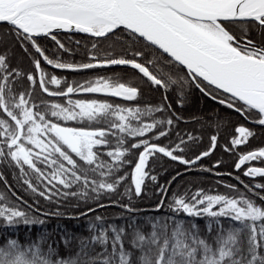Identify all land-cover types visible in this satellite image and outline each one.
<instances>
[{
	"label": "snow or ice",
	"instance_id": "obj_1",
	"mask_svg": "<svg viewBox=\"0 0 264 264\" xmlns=\"http://www.w3.org/2000/svg\"><path fill=\"white\" fill-rule=\"evenodd\" d=\"M0 24L8 28L6 34H0V43L5 35L11 36L25 51L24 42H29L38 54L33 57L37 78L11 67L8 52H0V165L19 169L17 179H22L32 194L49 202L55 197L59 203L71 196L88 203L98 202L104 194L121 195L118 189L128 177L117 174L129 163L125 157L131 149H141L131 174L134 195L140 197L145 179L157 180L146 171L150 157L160 153L192 165L211 154L217 136L211 137L209 150L187 160L175 154L183 151V139L172 149L151 142L168 134L164 126L173 125V117L180 119L175 112L166 119L143 120L171 111L170 104L141 108L72 99L73 95L91 93L136 101L141 92L134 83L113 77L69 83L49 75L42 63L72 72L128 66L141 74L140 79L146 78L165 92L174 89L182 99L185 91L194 87L251 124L264 126V43L249 36L252 28L264 34V0H0ZM229 25H240L242 32L237 35ZM55 30L96 38L89 62H63L58 56L46 55L37 37L50 36L60 49L70 51L53 34ZM101 38L117 44L121 53L114 55L111 49L98 48ZM25 79L30 87L21 91ZM49 84L57 90H51ZM36 88L48 97L67 99L64 103L50 102L34 95ZM164 99H168L166 95ZM68 122L85 126H70ZM150 132L153 136L135 140ZM235 132L225 151H235L256 135L243 125ZM127 138L134 142L124 147ZM237 155L236 171L248 164L245 177H264V167L250 164L264 161V148ZM214 167L218 168L219 162ZM236 179L239 181L238 176ZM0 180L8 185L3 172ZM225 186L238 191L235 185ZM244 187L260 196L254 189H264V184ZM160 190L167 195L165 186ZM132 192V188H125L123 193L128 195V203L112 201L124 209L117 216L124 224L106 223L105 217L96 215L89 221L90 238L81 239L75 256L68 258L59 255V242H54L55 246L48 242L46 231L23 243L9 238L8 231L20 224L44 225L46 221L32 214V205L22 208L21 203L27 201L15 192V200L0 192V229H5L0 234V264H264V206L243 192L238 196L203 189L173 193L157 204V214L143 221L133 215L141 209L132 204ZM260 200L264 201V196ZM97 206L105 207L102 203ZM165 208L167 212L162 211ZM95 210L89 207L80 215ZM42 215L60 217L64 213L57 210ZM198 221H204L203 227ZM145 225H150V230L146 231ZM64 243L67 246L68 240Z\"/></svg>",
	"mask_w": 264,
	"mask_h": 264
},
{
	"label": "trees",
	"instance_id": "obj_2",
	"mask_svg": "<svg viewBox=\"0 0 264 264\" xmlns=\"http://www.w3.org/2000/svg\"><path fill=\"white\" fill-rule=\"evenodd\" d=\"M229 26L237 35L242 32L240 25ZM7 32V26L0 25V34H6ZM249 34L253 35L255 38H260L261 43H264V34H261L258 29H250ZM54 35H56L57 39L60 40L66 48L70 49V51L60 49L56 41L52 40L51 37L37 39L40 46L45 50L46 55L53 59L58 56L63 62H89V50L91 49L92 42L96 40V38L87 35ZM77 41H80V43H77ZM24 45L27 46L28 51H25L20 42L16 41L13 37L5 35L3 43H0V52H8L11 67L18 68L25 74L32 73L35 76L33 57L37 56V54L29 42L25 41ZM98 48L105 51L111 49L114 55H119L121 53V49L117 44H114L112 41H105L103 38H101ZM42 67L49 75L55 74L59 78L66 79L69 83L74 81L82 83L88 80H94L97 77H113L114 79L119 78L121 82L124 83H134L139 87L141 92L140 97H138L136 101L116 100L109 96L91 93L73 95L72 99L105 100L114 104L141 108L145 106L170 104L171 111L157 112L154 116L143 117V120L144 122H151L153 119H166L171 116L172 112H175L180 119L176 120L173 117V125L164 126L168 134L160 137L158 140L153 139L151 142L172 149L176 144H180L181 139H183L185 143L180 144L183 151H177L175 154L183 156L187 160L195 159L200 156L202 152L209 150L212 136H217V143L215 149L211 151L209 156L203 157L192 167H185L158 153L150 157L146 171L149 173V176H156L157 180L153 182L151 179L146 178L143 186L144 191L140 197L134 195V185L131 183V174L134 171V165L138 160V153L141 149H131L125 157L129 163L125 164L120 173L117 174H127L128 177L118 189L121 195L115 193L104 194L98 202L89 201L85 203L71 196L59 203L55 202V197L53 198L54 202H49L43 197L32 194L23 180L17 179L19 177V169H9L5 165H0V172H3L8 185H11V191H9L8 185H6L3 180H0V192L5 193L12 200L16 199L15 196H12V192H15L16 196L22 197L23 200L27 201V204L21 203L22 208H27L28 205H32V214L46 221L44 225L37 224L28 226L20 224L16 226L14 230L8 231L9 238H17L23 243L26 242L29 237L38 239L39 235L46 231L49 243L54 244V242H59L58 252L60 256L65 258L73 257L79 249L81 239L90 238L92 233L88 228L89 221L90 219L94 221L96 215L105 217L106 223L115 222L117 225L124 224V219H117L118 214L124 212V209L113 204L112 201L116 200L120 204L128 203V195H123L125 188L133 189L131 193V202L135 207L141 209V211L133 214L137 217L138 221H143L145 217H151L157 214L155 213V208L161 199L167 201V199L172 197L173 193L181 194L185 191L195 192L197 189H203L213 193L218 192L229 196H238L240 192H243L258 205L264 206V201L260 200V196H264V189H254V192L260 194V196H257L244 187V184L250 186L256 183L264 184V177H245L243 171L249 166L248 164L239 171H235V164L238 161L237 153H245L258 148H264V126L250 124V122L246 121L239 113L218 103V101L213 100L210 96L200 92L199 89L194 87L188 88L181 99L180 94L174 89L165 92L164 89L152 86L150 82L146 81V78L140 79V74L131 69L98 67L72 72L67 70H53L46 67L43 63ZM133 73H135V75H133ZM26 87H30V82H27L25 79L23 87L20 90L23 91ZM60 87L62 88L64 85L61 84ZM49 88L51 90H57L54 85L49 84ZM34 95L43 96L50 102L58 103H64L67 99L65 97L56 99L47 97L38 88L34 90ZM165 95L168 98L167 100L164 99ZM68 123L70 126L75 127L85 126L77 124L76 122ZM241 125L254 130L256 135L250 138L247 144L240 146L235 151H225V146L228 145L230 147L231 138L237 135L235 128ZM92 126L102 127L103 125ZM158 130L159 129H157V131ZM151 136H153V133L150 132L147 134V137H137L135 140ZM189 136L194 139L190 140ZM127 140L128 142L124 147H128L134 142L133 138H127ZM113 147H115V141H113ZM76 159L78 160V158ZM104 159L108 160L110 158L105 156ZM217 162H219L218 168L214 167ZM80 163L83 164L82 161H80ZM250 164L251 166H264L263 161H252ZM48 171H50V169ZM217 173H221L222 175H217ZM228 173H231V175H228ZM237 176L239 177V181L236 179ZM174 177L175 179H173ZM240 181L244 183L241 184ZM161 185L165 186L167 189L166 196L160 190ZM225 185H235L238 191L231 190ZM41 187L43 186L41 185ZM36 201H38V203H36ZM98 203L104 204L105 207H98ZM89 207L95 208L96 210L89 213L87 216H80V213L86 212ZM36 209H39V211H36ZM57 210L64 213V215L60 217L42 215V213L55 212ZM162 211L167 212V209H162ZM127 215L128 214H125V217H127ZM198 223L203 227L204 221H198ZM150 228V225H145L146 231L150 230ZM4 232L5 229H0V234ZM65 239L68 240L67 246H65L64 243ZM127 246L130 248V245ZM97 251H100L99 246H97Z\"/></svg>",
	"mask_w": 264,
	"mask_h": 264
},
{
	"label": "water",
	"instance_id": "obj_3",
	"mask_svg": "<svg viewBox=\"0 0 264 264\" xmlns=\"http://www.w3.org/2000/svg\"><path fill=\"white\" fill-rule=\"evenodd\" d=\"M225 23H227V22H225ZM0 25H2V24H0ZM53 34H69V35H87V34H84V33H75V32H71V33H69V32H64L63 30H55L54 31V33ZM88 36V35H87ZM46 36H40V37H37L36 39H41V38H45ZM47 37H50V36H47ZM47 66H49V65H47ZM49 67H51V66H49ZM52 68V67H51ZM100 68H127V69H130L128 66H118V65H115V66H109V67H100ZM54 69V68H53ZM55 70H58V69H55ZM132 70V69H131ZM141 75V74H140ZM43 93V92H42ZM43 94H45L46 96H47V94L46 93H43ZM251 124V123H250ZM158 154H160V153H158ZM160 155H162L163 156V154H160ZM165 157V156H164ZM167 159H169V160H171V161H174V160H172V159H170L169 157H166ZM200 160V159H199ZM199 160H197V162L195 163V164H192V165H185V164H181V165H183V166H185V167H192V166H194V165H196L198 162H199ZM174 162H176V163H178V164H180L179 163V161H174ZM238 162V161H237ZM236 162V163H237ZM243 168V167H242ZM241 168V169H242ZM235 171H236V169H235Z\"/></svg>",
	"mask_w": 264,
	"mask_h": 264
},
{
	"label": "flooded vegetation",
	"instance_id": "obj_4",
	"mask_svg": "<svg viewBox=\"0 0 264 264\" xmlns=\"http://www.w3.org/2000/svg\"><path fill=\"white\" fill-rule=\"evenodd\" d=\"M38 55V54H37ZM46 67H48V68H50V69H53V68H51V67H49V66H47V64H45V63H43ZM53 70H55V69H53ZM135 71V70H134ZM35 76L38 78V73H36L35 72ZM41 91V90H40ZM42 92V91H41ZM45 95V94H44ZM46 96V95H45ZM48 97V96H47ZM110 97V96H109ZM50 98H53V99H56V98H64V97H50ZM110 98H112V99H116V100H120V98H118V97H110Z\"/></svg>",
	"mask_w": 264,
	"mask_h": 264
},
{
	"label": "rangeland",
	"instance_id": "obj_5",
	"mask_svg": "<svg viewBox=\"0 0 264 264\" xmlns=\"http://www.w3.org/2000/svg\"><path fill=\"white\" fill-rule=\"evenodd\" d=\"M249 36H250V38L252 39V40H256V42H259V43H261V41H260V38H255L253 35H250L249 34ZM127 69V68H126ZM257 167H261V166H257ZM263 167V166H262ZM244 172V171H243ZM81 216V215H80Z\"/></svg>",
	"mask_w": 264,
	"mask_h": 264
}]
</instances>
